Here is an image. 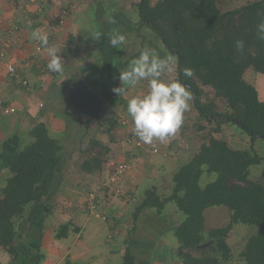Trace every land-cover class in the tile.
Masks as SVG:
<instances>
[{
  "label": "trees",
  "instance_id": "1",
  "mask_svg": "<svg viewBox=\"0 0 264 264\" xmlns=\"http://www.w3.org/2000/svg\"><path fill=\"white\" fill-rule=\"evenodd\" d=\"M218 1L157 0L151 5L150 0H143L141 5L136 4L139 26L151 33L159 48L175 58L177 80L190 89L199 117L214 123L215 128L199 151L174 173L171 195L161 198L156 188L151 187L145 190L138 204L133 203L135 206L130 215L134 225L144 212L154 210V216L160 217L167 205L174 204L183 215L172 231L176 245L174 258L180 264H231L233 255L227 242L230 231L238 224L256 226V233L248 238L238 256V264H264V174L262 181L249 180L250 168L264 158L252 147L234 150L213 136L228 123L246 133L252 143L264 142V101H260L256 90L243 80L247 69L264 74V40L257 37V25L264 20V0H252L225 12L219 10ZM43 3L44 0L38 3L39 10ZM100 12L105 13L104 10ZM16 32L17 29L13 33ZM236 40L245 42L243 52L236 50ZM39 47L43 48L40 43ZM185 68L193 70L191 77L183 74ZM20 83L22 85V81ZM205 87L213 91L215 98L222 99L231 112L217 111L214 101L203 103L201 96ZM100 95L108 105H115L112 90H104ZM0 100L10 105L1 97ZM16 113L17 109L10 116ZM108 122L110 127L106 133L116 127V119ZM29 133L30 140L24 144L19 137H13L17 141L9 142L11 153L1 155L2 161L5 157L8 160L6 174L2 175L3 185H0V248L9 256L10 264H17L19 259L16 243L23 239L26 245V239L16 226L29 205L41 209L44 197L47 198L45 202L50 201L51 196L46 190L63 158L61 140L46 125L36 123ZM13 139L10 137L8 141ZM95 148L99 150L95 152ZM78 150L85 156L79 171L86 175L99 173L111 151L108 144L91 140L87 148ZM205 172L214 174L215 179L202 187L200 179ZM43 182L48 188L39 190ZM122 198L126 199L125 196ZM210 207L228 209L229 222L225 227L206 229L204 212ZM117 223L113 227H117ZM67 228L66 224L60 226L55 239L65 237ZM134 229L124 240L125 251L120 264H137V255L135 257L131 250L129 238ZM29 232L30 229L26 234ZM207 242L210 246L201 249L200 246ZM27 249L26 258L30 250ZM41 257L37 255L34 264H40Z\"/></svg>",
  "mask_w": 264,
  "mask_h": 264
},
{
  "label": "rangeland",
  "instance_id": "2",
  "mask_svg": "<svg viewBox=\"0 0 264 264\" xmlns=\"http://www.w3.org/2000/svg\"><path fill=\"white\" fill-rule=\"evenodd\" d=\"M97 3V0H95ZM94 1V2H95ZM102 3H104V7L102 10L105 11V14L103 13L100 16L94 14V22L91 21V16H93V13L91 12V9H86L87 6L85 5L81 10L84 12L87 10L86 15H89L90 22H84L85 24L91 23V25H85L83 28V32H85L87 35L93 37V33L96 29H100V31L97 33V39L95 36L91 39L90 38V45H86L83 47V49L89 52H92L90 56L87 57L90 58V60L87 62L91 69L95 71L93 73V76H88V78L93 77L89 80V82H93L97 84L98 80L100 82V85H103L105 88L106 85L112 86V88L120 86V80H119V71H122L127 68L125 65L126 62L129 63L132 59H134V56H138L141 49H143L145 46L155 48L159 54L163 56H171L164 52L161 48L157 46V41L155 38L151 35L149 31H147L145 28H141L139 17L137 15L136 10V4L140 3L141 0H100ZM157 0H150L151 5H154ZM252 0H219L217 2L218 8L221 12H225V10H231L232 8H237L240 6H244L247 2ZM78 2H67L68 10L75 11L77 9ZM77 12H80V8L77 9ZM80 15H83L82 13H79ZM72 15V14H71ZM97 16V20H96ZM102 16V17H101ZM82 17V16H81ZM83 17H85L83 15ZM71 19H67L66 23V31L65 34L62 35L63 37L61 39H65L69 34H71V31L69 30L70 26H72V22H70ZM78 20L76 19L75 22ZM75 25L76 30L74 32H78L80 23ZM15 28V27H14ZM14 28L12 29V26L10 27L9 31H14ZM93 28V29H92ZM53 29H57V27H53ZM119 32L120 34H123L126 37V43L122 45V47H112L109 43V38L115 34V32ZM60 32V31H59ZM62 32V31H61ZM68 32V33H67ZM84 33V34H85ZM80 34V33H77ZM143 36V37H142ZM79 38L82 39L81 36ZM144 38V39H143ZM94 39L99 40L98 44L94 42ZM156 42V43H155ZM143 46V47H141ZM72 48V45H71ZM82 50V46H81ZM83 51V50H82ZM87 52V53H89ZM173 57V56H172ZM136 58V57H135ZM101 59V60H100ZM174 63L171 65L170 71H167L163 79L165 80H177V68H176V61L175 58ZM69 62L63 61V70L68 69ZM96 65V66H95ZM3 73V70H1V74ZM67 78H71V81L69 83H72L74 86L66 87L61 86L60 91L56 90V87L60 86V84H54V86L48 85V90H50V96L51 100H53V103L47 102V110L50 111V113H56L57 115L66 116L67 118H73V116L80 115V121L85 122L86 118L90 116V114H85L87 112L86 105V95L83 93V86H86V81L82 79L78 74L73 73L72 77L67 74ZM81 80V81H79ZM243 80L249 85L252 86L258 95V99L260 101H264V74L255 73L252 69L245 70L243 74ZM65 84V83H64ZM47 86V84H46ZM125 87H127L125 85ZM68 88V89H67ZM147 88V81L141 82L136 87L127 88V92L123 96H117V94L114 93L116 97L115 105L111 106L110 108L112 110V114H99L96 123L91 125L88 131L86 132V135L83 136V140L81 141V133L83 134L84 130L83 127L85 124L82 122V128L79 129L77 138L70 133L69 136L65 135L62 139V147L63 151L61 152L63 155V158L57 167V169L54 172L53 179L49 185V189L46 190V182H43L39 190H46L47 195L51 196L50 201L45 202L44 197L42 199L44 206L39 209L36 205L31 204L28 206L27 210L24 214V219L20 220L18 222L16 229L20 231V234L23 236V238L26 239V245H24L23 239L19 240L16 243L17 250L19 252V259L17 261L18 264H34L35 257L37 255L42 256L41 262L44 264H66L67 262L74 263L76 259H73L77 256L78 252H81V250H84L85 247V240L87 237V228H90L92 225H95L97 230H99V225L102 223L108 226V232L109 234H112L113 226L117 223L116 230L120 233L124 234L126 239V234L129 235V231L132 230L134 227V231L136 232L137 229L141 231L142 229L150 230L149 233L152 235V239H160L163 233H165V223L169 225V228L171 230L175 226L176 217L178 219H182L183 215L179 213L175 207L174 204H169L170 206H166V210L163 212L162 216H154V210L144 212L139 218V220L133 222L131 220V215L126 216L123 219L116 218L115 215H112V213H109V208L112 209V204L116 202V192H124L121 187L119 188H112L107 191V193H104L102 189H99L98 187L102 188V184L106 183L110 180V174L113 173L114 169L120 164H126L128 165V161L124 159L121 163L114 164L112 167V172L106 175L107 181L102 182L103 179H100L98 182L94 180L88 181L90 177L94 175H98L99 173H94L89 175V177L84 176L83 179L80 178L81 173L79 171V164H81L82 160L85 158L84 155L79 154V148H87L90 140L97 141L103 144H108V146L113 147V144H118L121 146L123 144L125 147H131L132 143H128L127 139H129V142L131 140H135L138 138L133 133V125L131 122V118L127 114V101L131 98L133 95H140L142 94ZM53 89V90H52ZM59 89V88H58ZM65 90V91H64ZM54 92V93H53ZM99 96L102 98L100 93L98 92ZM201 101L203 103H209L214 101V106L217 111L219 112H231V109L227 106V104L222 99H217L214 97V93L210 88H202V96ZM34 102V105H33ZM33 102L27 103L28 107L32 110V113H35V120H37L36 114L41 109H44V105H40L41 102H39L36 99H33ZM39 104V105H38ZM39 106V107H38ZM32 107V108H31ZM53 113V114H54ZM116 119V127L110 132L106 133L107 129L110 127V124L108 122L109 119ZM77 122V123H79ZM124 122V124H123ZM24 123L27 124V129L25 127H20V129L15 131H10V128H7L5 126L4 128H1V135H0V146L3 145V139L9 138V137H19L21 142L27 143L30 138L27 135L28 128L31 123L27 119ZM40 123V122H38ZM61 128L64 127L63 124L59 125ZM58 128V127H56ZM202 128V130L200 129ZM215 128L214 123H208L202 118L199 117L198 111L194 105V97L192 101H190V108L185 113L184 122L179 129V131L172 137L165 140V146L168 148L165 150L166 147H163V145L160 147L161 152L158 150V153L155 155L161 156L165 160L164 169L161 170L162 173L158 175V184L157 186H154L157 190V193L161 198H165L171 195L172 189L168 186V184H172V178L174 174H172L171 167L175 166L177 164L178 168L187 163L188 160H190L198 151L201 146V144L207 142V137L209 132ZM10 129V130H9ZM76 131V130H75ZM55 135V134H54ZM213 136L216 139L223 140L227 143V145L231 149H245L249 150L251 147L257 152V154L264 158V142L255 141L251 142L248 135L244 133L242 130L237 128L234 124H223L218 133H213ZM57 138H62V135H56ZM14 138V139H15ZM68 139V140H67ZM67 140V141H66ZM13 141V140H12ZM17 141V140H15ZM14 141V142H15ZM66 141V142H64ZM161 142V141H160ZM162 143V142H161ZM22 144V145H23ZM127 147V148H128ZM99 149L95 148V152H97ZM147 154V153H146ZM148 155V154H147ZM151 155V154H150ZM153 156V155H151ZM4 158V157H3ZM8 158L5 157V160L2 161V157H0V185H3L2 179L4 177L2 175L6 174L5 171V165ZM176 164V165H175ZM172 165V166H171ZM129 169V166L126 167ZM103 169V167H102ZM264 174V159L263 161L250 168L249 170V180L253 182L262 181V175ZM88 178V179H87ZM215 179L214 174L204 173L200 179V186L204 187L209 182L213 181ZM155 180V179H153ZM59 181L66 182V185H64L62 188L70 186L69 191L76 192L74 186L80 187L79 191H81V196L77 197L74 202L75 212L68 207H66L63 203V197H66V195H62L59 188L57 189V184L59 185ZM87 182V183H85ZM68 184V185H67ZM98 185V186H97ZM86 187V189H85ZM90 192H94L95 200H96V211L91 212L88 209V194ZM161 192V193H159ZM106 195V198L104 195ZM124 194L130 196L133 199H129L128 204L130 202V208L131 211L133 210L135 204L139 203L141 199H136L134 195L129 192ZM143 197V195H142ZM47 199V198H46ZM71 201V200H65ZM133 201V202H131ZM74 202H67L68 204H72ZM47 204V206H46ZM49 206V207H48ZM48 207V210H47ZM76 214V215H75ZM75 215V217H74ZM182 215V216H181ZM182 217V218H181ZM205 217V226L206 229H212V228H222L225 227L229 222V211L225 207H210L205 210L204 212ZM86 220V222H83ZM68 222V228H67V238L65 237V240L58 241L54 238V234L56 233V230L59 229L60 226H62L63 222ZM88 222V223H87ZM76 223V224H75ZM170 223H173L174 226ZM144 224H147L145 228L142 226ZM53 225V226H52ZM78 227H77V226ZM51 226V227H48ZM142 226V227H141ZM48 227V228H47ZM30 229V232L26 234V231ZM76 229H79L80 232L75 231ZM92 230V229H91ZM257 231L256 226H246L242 224L235 225L233 229L230 231L229 236L227 238L228 245L232 251L233 255V261L231 264H238L239 260V254L243 250L247 240L249 237L254 235ZM114 233V232H113ZM134 233V232H132ZM137 233V232H136ZM172 235L171 231L167 233V237L170 238ZM44 235V236H43ZM43 236V238H42ZM131 236V234H130ZM129 236V238H130ZM131 248L133 253L135 252V247H133V242L131 243ZM28 245V246H27ZM208 246H210V243H205L202 246H200L201 249H206ZM29 247V253L28 258L27 252ZM149 249V248H147ZM44 250V251H43ZM76 251V252H75ZM45 252V253H44ZM136 257V252L134 253ZM143 254H141L142 260L139 259L140 264H152V262H149L143 257ZM139 255V254H138ZM49 256L51 259L50 261H45V257ZM54 258V260L52 259ZM140 258V255L139 257ZM27 259V261H26ZM136 260L137 257H136ZM145 260V261H144ZM40 262V263H41ZM146 262V263H145ZM0 264H10L9 256L0 248ZM180 264V263H178Z\"/></svg>",
  "mask_w": 264,
  "mask_h": 264
},
{
  "label": "crops",
  "instance_id": "3",
  "mask_svg": "<svg viewBox=\"0 0 264 264\" xmlns=\"http://www.w3.org/2000/svg\"><path fill=\"white\" fill-rule=\"evenodd\" d=\"M69 1L78 2L76 4L77 9L80 8L79 13H82L85 17H83V15H80L77 12V9L76 13L75 11L68 10L67 2ZM94 1L95 0H44L42 8L39 10V5L30 4L28 3V0H0V46H7L6 48L4 47L6 49V62L13 65L18 74L17 82L16 80H11L6 74V70L4 69L0 77V97L6 103H10L11 106L14 105L17 108V113L13 116L0 115V135L2 134L1 128H4L5 126H7V128H10V131L18 130L20 129V127H25L27 129V124L24 122L28 119L31 124L28 125L29 128L26 136L30 137V129L34 124L40 122L46 125L47 128L50 129L51 132H53V135L55 134L54 136L61 134L62 138H59L61 140V143L64 136H69L70 133H72V135L77 138L79 129L82 128V124L77 123L79 122L78 115L73 116L72 119H66V116L63 117L61 115H57L54 112L53 114L47 110V102L53 103V100H51L50 96V93L52 92L48 90V85L52 87L55 83L58 85L60 84V86L56 87L55 91H60L61 86H65V88L70 86L73 87L74 85L72 83H69L71 81V78H67V74L72 77V74L76 73L86 81V86L96 94H98V92L101 93L104 90L111 91L113 89L112 86L108 84L106 85V87L108 88H105L103 85H100V83L95 84L93 83L94 81L89 82V80L94 77L93 73H95V71L91 69L89 64H87V62L90 60V58H88L87 56H90L92 52H89V50L87 51L89 53H87L86 50L83 49V47L85 46V44L87 46L90 45V38L92 39L95 36V38L97 39L96 35L100 31V29H96L95 32H91V34L93 33V37L83 32V28L85 25H91V23L85 24L86 22H90V17L89 15H86V12L88 9H91V12L93 14L99 15L103 13L100 11H102V8L104 7V3H102L100 0H97V3L96 1ZM85 5L87 6V10L84 12L81 9ZM68 18L71 19L70 22H72L73 24L69 27L71 34H69L70 36L67 35L65 39H61L63 37L62 35L65 34ZM76 19L78 20L77 22L80 23L78 32H74L76 30L75 25H77L78 27V23L75 22ZM59 21L61 22V24H59ZM11 26L12 29L16 27V33H13L14 31L12 30L9 31ZM53 27H57V29L54 30ZM34 29H40L42 33H47L49 46H56L60 50V53H58V55L61 57L62 61L69 62V65L67 67L68 69H66L64 73H53L48 69L47 65L50 58L47 56L45 48L43 47V50H41L40 52L37 51V41L31 39L30 37L31 31ZM79 36H81L82 39L79 38ZM96 39H94V42L98 44L99 40ZM81 46L83 51L81 50ZM91 75L93 77L88 78V76ZM93 79L96 80L95 78ZM23 80L27 82L26 87H23L20 83ZM98 82L100 81L98 80ZM33 99L38 100L42 105H44V109H41L36 114L37 120L39 121H36L34 119L35 113H32V110L27 105V103L33 102ZM89 117L91 126L95 124L96 121L91 119V116ZM92 118H95V116H93ZM61 124H63L64 127L61 128L59 126ZM90 126L83 127L84 132L83 134L81 133V141L83 140V136L86 135V132L88 131ZM9 139L10 137L3 139V145L0 146V157L11 153L9 150L11 144L9 142L15 143L16 139H13V141H8ZM162 145L163 147H166L164 141L161 143L157 140L154 141L152 145L143 143V149L138 150L133 145L132 148L128 146L127 148L123 144H121V146L118 144H113V147L110 146L111 151L107 163L103 166V169L99 172L98 175H94L90 177V179H87L88 181H92L94 180L93 178H95L96 182H98L100 179H103L102 182L107 181L106 175L108 174V172L110 173L111 165L121 163L124 159H126L129 162V169L116 183H109L110 190L114 187L115 189L121 187L124 192L128 194L129 192H131L137 200L141 199L145 190L157 186L158 175L162 173L165 165V160L161 158L160 154L151 156L149 154L147 155L146 151L156 148L160 151V153H162L160 148ZM166 149L168 148L166 147L165 150ZM178 165L179 164H177L175 168L171 165L172 174H174L178 170ZM161 166L163 167L162 170ZM84 176L89 177V175L81 173L80 178L83 179ZM56 183H59V185L57 184L56 188L58 189V186L61 185L59 190L62 195H66V197H63V204L71 209L70 211L73 210L75 212L77 208L74 207L76 204V202L74 201L77 197L81 196V191H79L80 187L74 186V188L77 190H75L76 192H73L69 191L70 186L69 190L68 187H65L64 189L62 188L64 185H66V182L59 181ZM168 186L170 187V189H172L173 184L169 183ZM104 193H107V191H104ZM106 195L107 194L104 195L105 198ZM65 200L71 201L65 202ZM115 201L116 202H114L111 206L112 209L109 208V213L111 212L112 215H115L119 220L125 218L126 216H129L131 212L130 202L128 204V201L123 198H116ZM67 202L74 203L70 205ZM180 220L181 219H178V217H176V220H174L175 226L179 224ZM84 221L86 222V220H84L83 218V222ZM68 222L70 221L68 220L67 222H63L62 224H66L68 226ZM170 224L174 226L173 223ZM146 225L147 224H144L142 226L145 228ZM94 226L95 225H92L90 228L89 224V227L87 228V230H85L87 232L85 247L84 250H81V252L75 251L78 254L73 258L76 259L74 263L120 264L122 255L125 251V233L122 234L116 230V227H112V234H109L107 233L109 231L108 226L103 223L99 225V230H97ZM171 228L172 227L169 228V225L165 223L164 229L166 232L163 233L161 235L162 237L157 241L156 239L151 238L152 235L149 233L152 232H150V230L145 231V229L141 228V231L137 229V233L134 231V233L130 236V241L131 243L133 242V247L136 246L135 252L138 259L137 264H140L139 259L142 260V253H144L143 257L147 258L148 261L150 260L149 262H152V264H178V262H176L174 258L176 245L175 241L173 240V235L170 234V238L167 237V233H169L170 231L173 234V229L171 230ZM76 230L77 232H80L79 229ZM65 237L56 240L62 242L63 240H65ZM138 254L140 255V258H138ZM52 259L54 260L53 257ZM50 260L51 259L49 258V256L45 257V261ZM40 264L44 263L41 262Z\"/></svg>",
  "mask_w": 264,
  "mask_h": 264
},
{
  "label": "clouds",
  "instance_id": "4",
  "mask_svg": "<svg viewBox=\"0 0 264 264\" xmlns=\"http://www.w3.org/2000/svg\"><path fill=\"white\" fill-rule=\"evenodd\" d=\"M30 37L39 41L45 48L50 58L48 69L53 73L62 72L63 61L58 55L60 50L56 46H49L47 33L34 29ZM257 37L264 40V20L257 25ZM109 43L112 47H120L126 43V37L117 31L109 38ZM234 46L238 52H243L245 42L236 40ZM173 63L172 56L162 57L155 48L145 46L139 55L129 62L126 69L119 71L120 86L112 89L117 96H123L127 88L147 81L146 90L140 95L131 96L126 109L131 118L134 135L144 144L152 145L154 141L163 142L174 136L181 128L185 113L190 108V101L193 99L190 89L179 80L163 79ZM183 74L191 77L193 70L185 68Z\"/></svg>",
  "mask_w": 264,
  "mask_h": 264
},
{
  "label": "built area",
  "instance_id": "5",
  "mask_svg": "<svg viewBox=\"0 0 264 264\" xmlns=\"http://www.w3.org/2000/svg\"><path fill=\"white\" fill-rule=\"evenodd\" d=\"M41 0H29V3L30 4H35V5H38V3L40 2ZM59 24H61V22L59 21ZM16 30V27L14 28V31ZM39 41L36 42V49L37 51H41L43 48L39 47ZM7 46L2 45L0 46V73H1V70H6V74L9 75V77L11 78H17V73H16V69L13 65L9 64L8 62H6V55H5V48ZM16 82L18 79H15ZM22 85L23 86H27V82L25 81H22ZM16 107L15 106H11V105H6L2 100H0V115L2 116H10L12 114H14L16 112ZM124 124V122H123ZM127 142L128 143H132V145L136 148V149H143V143L140 142L139 140L135 139V140H131L129 142V139H127ZM147 154H151V155H155L158 153V150L157 149H151V150H148L146 151ZM113 167V165H111V168ZM128 165L126 164H122V165H118L112 174H110V180L106 183H103L101 187H98L99 189H102L103 191L105 190H109V183H116L126 172H127V168ZM112 172V170L110 171V173ZM114 196H116V198H122L125 196V198L127 200H129L131 197L128 196V195H125L124 192H116V195L114 194ZM88 209L93 213L95 212L97 209H96V200H95V196H94V192H90L88 194Z\"/></svg>",
  "mask_w": 264,
  "mask_h": 264
},
{
  "label": "water",
  "instance_id": "6",
  "mask_svg": "<svg viewBox=\"0 0 264 264\" xmlns=\"http://www.w3.org/2000/svg\"><path fill=\"white\" fill-rule=\"evenodd\" d=\"M142 2L143 0L140 1V5ZM83 93L87 97L86 101H84L86 102L85 106L87 107V112L85 114H91V119L96 121L99 114H112V110L107 102L87 86H83ZM93 116H95L96 119L92 118Z\"/></svg>",
  "mask_w": 264,
  "mask_h": 264
},
{
  "label": "flooded vegetation",
  "instance_id": "7",
  "mask_svg": "<svg viewBox=\"0 0 264 264\" xmlns=\"http://www.w3.org/2000/svg\"><path fill=\"white\" fill-rule=\"evenodd\" d=\"M79 116V120H80V115ZM91 116V114H90ZM83 121H80L79 124H82ZM85 124V126H90L91 122H90V117H87L85 122H83Z\"/></svg>",
  "mask_w": 264,
  "mask_h": 264
}]
</instances>
